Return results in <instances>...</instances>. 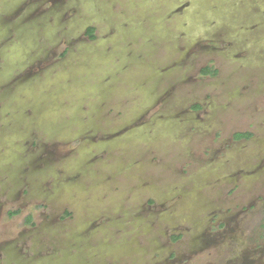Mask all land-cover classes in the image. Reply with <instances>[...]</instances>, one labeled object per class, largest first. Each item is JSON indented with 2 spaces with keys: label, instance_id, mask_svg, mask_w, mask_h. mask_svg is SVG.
I'll use <instances>...</instances> for the list:
<instances>
[{
  "label": "rangeland",
  "instance_id": "obj_1",
  "mask_svg": "<svg viewBox=\"0 0 264 264\" xmlns=\"http://www.w3.org/2000/svg\"><path fill=\"white\" fill-rule=\"evenodd\" d=\"M0 264H264V0H0Z\"/></svg>",
  "mask_w": 264,
  "mask_h": 264
},
{
  "label": "trees",
  "instance_id": "obj_2",
  "mask_svg": "<svg viewBox=\"0 0 264 264\" xmlns=\"http://www.w3.org/2000/svg\"><path fill=\"white\" fill-rule=\"evenodd\" d=\"M95 28L94 27H89L88 28V31H87V34L89 35V37H94L95 36ZM217 69L216 68H212V67H204L202 70H201V73L203 74H216L217 73ZM252 135V133H249V132H239V133H236L235 134V137L236 138H249L250 136ZM11 215L15 214V213H19V210H16V211H10L9 212ZM33 216L31 214H29L26 219H25V222L26 223H31L32 225H34V221H33ZM175 238H177V236H175Z\"/></svg>",
  "mask_w": 264,
  "mask_h": 264
},
{
  "label": "flooded vegetation",
  "instance_id": "obj_3",
  "mask_svg": "<svg viewBox=\"0 0 264 264\" xmlns=\"http://www.w3.org/2000/svg\"><path fill=\"white\" fill-rule=\"evenodd\" d=\"M57 4V3H56ZM58 5V4H57ZM9 16V15H8ZM88 31V30H87ZM195 106H197V107H199V108H201V105L200 104H197V105H195ZM196 107V108H197ZM198 109V108H197ZM252 137V135L249 137V138H251ZM240 139V138H239ZM242 139V138H241Z\"/></svg>",
  "mask_w": 264,
  "mask_h": 264
}]
</instances>
